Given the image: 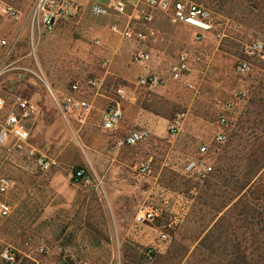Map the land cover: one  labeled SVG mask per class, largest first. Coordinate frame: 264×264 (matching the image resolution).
<instances>
[{
	"label": "rangeland",
	"instance_id": "1",
	"mask_svg": "<svg viewBox=\"0 0 264 264\" xmlns=\"http://www.w3.org/2000/svg\"><path fill=\"white\" fill-rule=\"evenodd\" d=\"M38 1L0 0V37L8 41L0 48V97L39 106L27 150L0 144V176L12 181L0 200L13 210L0 230V264H264V61L245 52L264 38V0H190L210 12L218 38L199 42L193 30L159 14L150 26L132 25L156 31L140 44L93 17L87 0H66L73 14L46 30ZM139 50L151 53L141 67L131 63ZM183 52L189 69L176 81L170 68ZM240 60L252 64L249 72L238 71ZM149 71L166 81L140 85ZM75 84L92 112L68 124L53 95ZM228 104L229 137L218 144ZM114 105L122 118L104 131V113ZM142 126L151 133L147 142L121 144ZM204 144L212 172L186 171L202 159ZM39 158L55 164L45 170ZM78 167L91 184L74 180ZM151 207L162 210L160 217L139 223L138 212ZM7 249L15 261L2 259Z\"/></svg>",
	"mask_w": 264,
	"mask_h": 264
},
{
	"label": "built area",
	"instance_id": "2",
	"mask_svg": "<svg viewBox=\"0 0 264 264\" xmlns=\"http://www.w3.org/2000/svg\"><path fill=\"white\" fill-rule=\"evenodd\" d=\"M90 13L93 17L100 19H116L111 23L110 30L129 40H136L139 44L145 43L156 34L154 28L148 29V33L136 32L132 25H152L156 22L159 14L165 15L172 23L184 25L194 31L195 40L201 42L207 37L218 38L210 12L201 4L190 0H88ZM69 2L57 0H39L36 7V14L39 16L40 24L49 31H52L62 19L71 17L73 14ZM10 17L18 18L17 11L12 7L4 9ZM121 22H125L123 30ZM8 41L0 37V48L7 45ZM245 52L248 56H258L264 61V38L254 39L246 46ZM151 60V53L147 50H139L132 56L131 63L134 66H144ZM252 64L248 60H240L237 69L240 73H247L251 70ZM189 69V57L183 52L178 56L177 62L170 68V78L180 81ZM166 81L161 75L149 71L142 74L138 83L145 87H156ZM89 85H96L90 82ZM82 89L75 84L70 91L58 97L53 95L56 109L63 119L70 124L72 119L85 122L91 112L92 105L81 98ZM225 114L219 119V131L216 133L215 141L218 144H225L228 141L229 113L232 111V104L224 108ZM39 114V106L31 99L22 96H15L11 100L0 97V144L8 145L19 151L27 150L31 140V126ZM184 115H179L171 126L172 132H176L182 122ZM122 118V109L119 105L110 106L104 113L102 128L104 131H113L117 128ZM150 131L146 127H137L130 130L122 139L121 144L128 147H136L148 141ZM210 153L209 146L204 144L199 147L200 160H192L186 166V171L206 176L213 170L203 158ZM29 155H34L33 150H28ZM38 164L45 170L50 169L55 162L51 159L39 158ZM141 170L150 172V165L143 164ZM77 182L91 184L92 178L84 169H78L73 173ZM12 189V181L7 176H0V195H6ZM12 206L6 200H0V230L3 223L12 215ZM162 210L151 207L141 209L136 220L139 223L153 221L160 217ZM166 238V235H163ZM2 259L7 262L15 261L16 255L12 250H5ZM66 264V263H60Z\"/></svg>",
	"mask_w": 264,
	"mask_h": 264
},
{
	"label": "crops",
	"instance_id": "3",
	"mask_svg": "<svg viewBox=\"0 0 264 264\" xmlns=\"http://www.w3.org/2000/svg\"><path fill=\"white\" fill-rule=\"evenodd\" d=\"M87 5H89L88 4V0H87ZM103 20H107V21H110L111 23H113V22H116L117 20L116 19H112V20H109V19H103ZM111 25V24H110ZM184 26V25H183ZM186 27V26H185ZM188 28V27H187ZM4 38V37H3Z\"/></svg>",
	"mask_w": 264,
	"mask_h": 264
},
{
	"label": "trees",
	"instance_id": "4",
	"mask_svg": "<svg viewBox=\"0 0 264 264\" xmlns=\"http://www.w3.org/2000/svg\"><path fill=\"white\" fill-rule=\"evenodd\" d=\"M78 169H80V168H79V167H78V168H76V169H75V171H76V170H78Z\"/></svg>",
	"mask_w": 264,
	"mask_h": 264
}]
</instances>
